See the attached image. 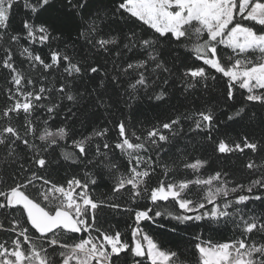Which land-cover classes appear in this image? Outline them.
Segmentation results:
<instances>
[{
    "label": "snow or ice",
    "instance_id": "1",
    "mask_svg": "<svg viewBox=\"0 0 264 264\" xmlns=\"http://www.w3.org/2000/svg\"><path fill=\"white\" fill-rule=\"evenodd\" d=\"M0 73V264H264V0H0Z\"/></svg>",
    "mask_w": 264,
    "mask_h": 264
},
{
    "label": "trees",
    "instance_id": "2",
    "mask_svg": "<svg viewBox=\"0 0 264 264\" xmlns=\"http://www.w3.org/2000/svg\"><path fill=\"white\" fill-rule=\"evenodd\" d=\"M3 76L4 73H0V85L3 84ZM0 99H2V97H0ZM175 102V101H174ZM157 111H163L161 110H154L151 106L150 103L145 101L144 104L142 105V107L140 108V110L138 111V113L136 114V117L139 120L144 121V123L146 125H149V122H152L156 119L157 117ZM137 127H139V125H136ZM227 167H229L230 169L233 170H238L242 168V160L241 159H236L235 163H228ZM247 176V173H244L242 171H237V178L238 179H245ZM108 191L107 188V182L105 184H101L97 189V195L106 193ZM125 219H127V217H120V216H115L111 213L107 214L105 216V220L107 222H111L113 224H116L119 228L124 229L126 227L124 221ZM212 235L214 236V238L216 240H219L221 242H223L226 239H231L232 238V232L230 230L224 229L222 230L220 233H212Z\"/></svg>",
    "mask_w": 264,
    "mask_h": 264
}]
</instances>
